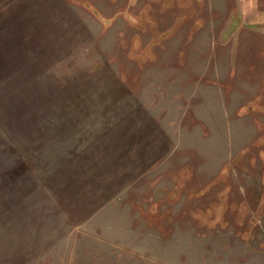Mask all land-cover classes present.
Masks as SVG:
<instances>
[{
  "label": "rangeland",
  "instance_id": "374dc122",
  "mask_svg": "<svg viewBox=\"0 0 264 264\" xmlns=\"http://www.w3.org/2000/svg\"><path fill=\"white\" fill-rule=\"evenodd\" d=\"M0 264H264V0H0Z\"/></svg>",
  "mask_w": 264,
  "mask_h": 264
},
{
  "label": "trees",
  "instance_id": "16d2710c",
  "mask_svg": "<svg viewBox=\"0 0 264 264\" xmlns=\"http://www.w3.org/2000/svg\"><path fill=\"white\" fill-rule=\"evenodd\" d=\"M85 7H87L91 13L98 19L100 20L101 22H103L104 24H108V22H110L112 19L111 18H105L102 16V14L92 5H90L89 3H84ZM120 14L122 15H125L126 17H130L129 14L123 12V11H120L119 12ZM131 18V17H130ZM132 19V18H131Z\"/></svg>",
  "mask_w": 264,
  "mask_h": 264
}]
</instances>
